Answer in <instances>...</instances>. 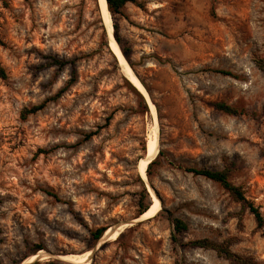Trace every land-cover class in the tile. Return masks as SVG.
<instances>
[{
	"label": "rangeland",
	"instance_id": "rangeland-1",
	"mask_svg": "<svg viewBox=\"0 0 264 264\" xmlns=\"http://www.w3.org/2000/svg\"><path fill=\"white\" fill-rule=\"evenodd\" d=\"M137 1L110 12L111 37L100 0H0V264H73L59 257L88 252L89 264H235L189 246L201 239L264 264L249 209L185 171L229 170L264 217V0ZM144 192L160 207L140 220ZM170 214L189 229L175 237ZM100 229L121 232L96 240Z\"/></svg>",
	"mask_w": 264,
	"mask_h": 264
},
{
	"label": "trees",
	"instance_id": "trees-1",
	"mask_svg": "<svg viewBox=\"0 0 264 264\" xmlns=\"http://www.w3.org/2000/svg\"><path fill=\"white\" fill-rule=\"evenodd\" d=\"M107 4H108V8L109 11L111 12V14L113 16L116 15H122L123 14V10L126 7L127 4H135L138 5V1L137 0H106ZM114 30L116 32V34L119 32V27L117 24L114 25ZM117 36V35H116ZM117 41L118 43H120L119 38L117 37ZM0 45H4V43L2 42V40L0 39ZM52 64L55 66H58L60 68H63L64 66L67 65V62L54 58L52 57ZM257 66L264 71V60H259L257 61ZM215 73L221 74L223 76H229V77H234V78H238L236 75H234L232 72L229 71H224V70H216L214 71ZM0 79L1 80H6L8 79V74L7 71L4 67H2L0 65ZM74 79H75V75H74ZM75 81H72V83ZM67 88L62 89L58 94H56L54 97H51L47 100H45L44 102H42L39 105H36L30 109H26L23 112V116L24 118L30 116V115H35L38 114L42 111H44L48 105L52 102H56L58 101L60 98H62V96L66 93ZM217 108L229 115H239L241 114V111H239V109L226 105V104H218ZM94 136V134H90L86 137V140H90L92 137ZM160 155H162V153H160ZM156 164V160L152 161L149 164V167L147 169V172H149L151 170V168ZM186 172L192 173L195 176H202L208 180L214 181L216 183H218L219 185H221L227 192H229L234 199L241 203L243 205V207L245 209H249V211L254 215L258 227L259 228H263L264 227V217L260 211V208L257 207L254 202L250 201L247 197L246 194L244 192V190L239 187L236 186L235 184H233L231 182L230 179V172L229 170H223V171H215V170H211V169H207V168H202V169H196V168H187L185 169ZM149 197L147 192H144V194L142 195V203H140V213L139 216L144 215L149 209H150V205H144V200ZM2 204V201L0 199V206ZM170 218L173 222L174 225V236L177 237L178 235L183 234L184 232H186L189 229L188 224L181 218H177L174 217L173 215L170 214ZM106 232V229H100L98 230L95 234L94 237L96 240H99ZM190 247H194V248H201V249H209V250H213L215 251L219 256L231 261L232 263L235 264H258L253 258L251 257H246L243 256L241 254H238L236 252H234L231 249V246L229 245L228 242H224V243H217V242H213L211 240L208 239H201V240H196V241H192L189 243ZM42 248L40 246L37 247L36 252L41 251ZM51 264H61L59 262H52Z\"/></svg>",
	"mask_w": 264,
	"mask_h": 264
},
{
	"label": "bare ground",
	"instance_id": "bare-ground-1",
	"mask_svg": "<svg viewBox=\"0 0 264 264\" xmlns=\"http://www.w3.org/2000/svg\"><path fill=\"white\" fill-rule=\"evenodd\" d=\"M100 3H101V7H102V10H103V13H104V15H105V17H106V19L108 21L109 31H110V35L112 37L113 36L112 34L114 32V26H113V22H112V18H111V15H110V11H109V8H108L107 1L106 0H100ZM116 48L118 49V47H116ZM116 48L113 47L112 49H113L114 52L117 53ZM120 63L125 68V72H126L127 78H129L138 88H140V86H141L140 82L132 74V72L130 70V67L126 65V61L123 58H121V57H120ZM158 150H159V148H158V144L156 142V136H155V134H152V136H151V138L149 140V143H148L147 159L144 160L142 162V165H141V174H142L143 178H145V179L147 178V168H148L149 164L151 163V161L153 160V157H155L157 155ZM151 195H152V198H153V205L142 216V218L140 220H144L146 218L153 217L154 215H156V213H157V211H158V209L160 207V203H159L158 199L155 197V195L153 193ZM120 232L121 231H119V229L118 230L110 229V230H108L106 232L103 240L109 239V240L117 241V239L120 236ZM99 247H100V245H99ZM91 255H92L91 252H88V253H86L84 255H81V256L68 255V256L59 257V259L65 261V262L73 263V264H89V262L91 261L90 260ZM38 257H39V255H35V256L31 257V258L29 257V259L26 260L24 262V264H32Z\"/></svg>",
	"mask_w": 264,
	"mask_h": 264
},
{
	"label": "water",
	"instance_id": "water-1",
	"mask_svg": "<svg viewBox=\"0 0 264 264\" xmlns=\"http://www.w3.org/2000/svg\"><path fill=\"white\" fill-rule=\"evenodd\" d=\"M152 162V161H151Z\"/></svg>",
	"mask_w": 264,
	"mask_h": 264
}]
</instances>
